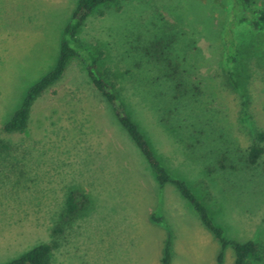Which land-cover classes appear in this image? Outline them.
<instances>
[{"label":"rangeland","instance_id":"1","mask_svg":"<svg viewBox=\"0 0 264 264\" xmlns=\"http://www.w3.org/2000/svg\"><path fill=\"white\" fill-rule=\"evenodd\" d=\"M76 3L0 0V140L11 147L0 161V264L53 241L50 264H162L168 240L170 264H233L230 247L219 260V243L178 191L158 184L79 58L35 102L25 132L3 131L28 87L54 66ZM232 4L119 0L97 9L80 38L105 53L106 67L132 71L119 81L122 97L161 162L206 203L228 238L260 244L248 264H264V154L256 166L244 164L256 133L264 132V60L250 64L244 107L222 64L220 32ZM182 11L184 25L177 20ZM174 27L187 80L198 89L179 112L169 83L156 82V69L137 50ZM71 190L81 210L54 234Z\"/></svg>","mask_w":264,"mask_h":264},{"label":"trees","instance_id":"2","mask_svg":"<svg viewBox=\"0 0 264 264\" xmlns=\"http://www.w3.org/2000/svg\"><path fill=\"white\" fill-rule=\"evenodd\" d=\"M119 0H77L72 15L62 30L59 51L54 66L26 90L19 107L3 125V131L9 134L22 133L28 128L32 108L38 98L47 89L57 84L64 76L68 66L79 58L84 65L87 78L112 113L119 127L130 138L136 148L145 158L156 181L160 186L172 185L178 193L194 209L203 227L208 230L221 247L219 260L222 261L224 250L230 247L234 252L233 264H248L249 260L261 252V246L254 240L239 242L227 237L225 230L215 221L206 203L199 198L193 189L183 179L173 175L161 162L157 150L147 138L141 127L134 121L127 102L123 99L124 89L119 87V81L125 74L105 66V53L97 46L84 43L80 38L82 28L87 19L99 8L108 7ZM232 8L227 15L220 32L222 46V64L226 74V83L238 95L245 107L250 96L248 85L251 78L250 64L264 60V7L256 0H232ZM188 15L183 11L177 15L180 25H184ZM190 27V25H188ZM173 29L160 30L159 36L148 45L139 47L140 57L158 73L156 82L169 83V99L178 106L180 111L186 99H193L196 85L187 80L184 70V60L178 52L180 44L178 34ZM156 74V73H155ZM198 92V91H197ZM200 93V92H199ZM169 104V103H168ZM170 105V104H169ZM178 114V113H177ZM173 124V122H172ZM175 125V124H174ZM176 135L180 126H173ZM178 127V126H177ZM181 138V136L178 135ZM11 147L0 140V161L9 154ZM264 154V132L256 133L251 146L246 151L244 164L254 167ZM220 166L224 168V161ZM82 199L78 191L67 193L61 225L54 229V234L63 233V225L73 221L81 210ZM151 220L161 224V218L152 214ZM57 243H41L2 264H50L52 253ZM171 241L166 242L162 264L171 262Z\"/></svg>","mask_w":264,"mask_h":264}]
</instances>
